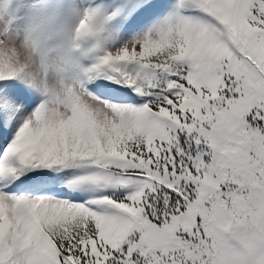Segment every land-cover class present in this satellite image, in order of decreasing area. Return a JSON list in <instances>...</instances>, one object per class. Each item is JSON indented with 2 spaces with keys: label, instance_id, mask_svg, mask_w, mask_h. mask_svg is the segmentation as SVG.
<instances>
[{
  "label": "snow or ice",
  "instance_id": "snow-or-ice-1",
  "mask_svg": "<svg viewBox=\"0 0 264 264\" xmlns=\"http://www.w3.org/2000/svg\"><path fill=\"white\" fill-rule=\"evenodd\" d=\"M0 264H264V0H0Z\"/></svg>",
  "mask_w": 264,
  "mask_h": 264
}]
</instances>
